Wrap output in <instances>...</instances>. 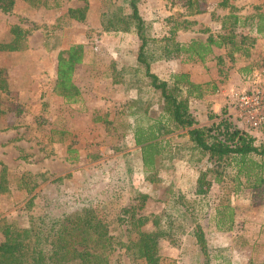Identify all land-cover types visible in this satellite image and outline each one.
I'll list each match as a JSON object with an SVG mask.
<instances>
[{
	"label": "rangeland",
	"instance_id": "rangeland-1",
	"mask_svg": "<svg viewBox=\"0 0 264 264\" xmlns=\"http://www.w3.org/2000/svg\"><path fill=\"white\" fill-rule=\"evenodd\" d=\"M115 1L47 0V5L34 6L17 0L12 11L0 9V40L12 38L15 24L23 27L28 37L25 48L0 51V174L6 165L10 190L0 193V241L4 239L1 225L15 222L28 226L30 215L41 211L40 189L51 178L64 177L68 201L73 203L83 194V179L93 167L105 170L103 181H109L111 175L127 177L124 153L128 152L133 173L127 177L130 193L124 196L123 205L134 207L139 214L160 215V227L170 222V237L161 239L158 250L166 262L264 264V182L254 188L243 182L241 175L238 183L236 166L228 167L222 182L209 176L207 192L198 194L199 170L208 164L186 146L188 135H175L172 142L181 148L162 158L155 181L145 178L142 153L130 132L132 117L127 111L136 88L120 72L124 65L137 62V34L107 31L101 24L102 12ZM187 1L141 0L140 10L150 27L160 32L166 29L165 17L183 14ZM233 1L243 11L253 4L250 0ZM257 1L261 2H254V6L264 3ZM76 43H82L85 50L84 60L74 72L82 97L71 103L55 90L57 56L61 49ZM258 49L260 57L253 70L264 68V40ZM153 69L169 77L166 64L158 62ZM161 108L157 101L150 113L157 117ZM257 142L264 143V137ZM33 196L34 203H29ZM221 200H229L235 208L230 230H221L216 224V207ZM198 223L206 233L208 257L200 251L193 234ZM110 229L117 240V264H134L121 244L132 235L127 225L115 218Z\"/></svg>",
	"mask_w": 264,
	"mask_h": 264
},
{
	"label": "trees",
	"instance_id": "trees-1",
	"mask_svg": "<svg viewBox=\"0 0 264 264\" xmlns=\"http://www.w3.org/2000/svg\"><path fill=\"white\" fill-rule=\"evenodd\" d=\"M25 1L34 6L47 5V0ZM16 2L0 0V9L10 12ZM140 2L115 1L102 12L101 24L107 31L125 30L137 34V62L124 65L120 72L127 75L129 85L136 88L127 111L128 116L132 117L130 132L142 153L145 178L155 181L160 175L162 158L181 148L173 144L172 138L175 135H188L190 142L186 146L199 153V160L206 159L208 164V167L199 170L198 194L207 192L205 183L209 176L216 182H222L226 169L234 166L238 183L242 182L243 175V182L248 186L259 187L264 182V143L258 144L259 139L253 132L240 127L232 115H227L226 110L211 124L199 125L193 115L191 97L203 96L207 92V85L191 80L189 73L184 71L174 73L172 79H166L153 71L152 67L154 62L170 59L183 51L188 52L190 57L204 59L212 50V44L221 47L231 44L233 49L248 54L255 38L240 33L237 28L247 25L250 30L263 33L264 12L251 16L252 23L247 18L241 22L242 17L235 12L230 0H221V5L233 8L223 17L224 31H221V35L210 36L207 43L194 41L186 46L177 39V31L186 25V20L181 21L174 14L167 15L164 19L167 29L158 33L143 17ZM189 4V9H192L195 0H189ZM85 9H81V12ZM11 33V39L0 40V51L19 50L27 46V31L23 27L15 24ZM84 54L82 43L72 44L58 52L55 90L67 102L81 100L82 91L73 77L76 65L84 60ZM157 101L162 104V112L154 117L150 108ZM54 132L63 134L62 130ZM124 154L127 177H130L133 173L131 154ZM6 171L3 164L0 193L10 191ZM103 172L102 167L87 170L82 183L84 192L73 203L68 201L64 177L51 178L40 189L42 209L38 214L30 215L28 226H19L15 222L1 225L4 239L0 241V264H117L118 254L114 253L117 240L110 229L115 218L127 225L132 234L121 244L134 264H170L158 252L161 239L170 237V222L167 227H160V215L139 214L134 207L123 205L124 196L130 193L129 179L111 175L109 181H103ZM141 196L145 198L146 194ZM33 198L29 203H34ZM215 219L219 229H232L235 208L229 200H221L217 205ZM152 225L155 227L152 228ZM193 234L200 251L208 257L206 233L200 223L196 224ZM47 246L50 251L46 250Z\"/></svg>",
	"mask_w": 264,
	"mask_h": 264
},
{
	"label": "crops",
	"instance_id": "crops-1",
	"mask_svg": "<svg viewBox=\"0 0 264 264\" xmlns=\"http://www.w3.org/2000/svg\"><path fill=\"white\" fill-rule=\"evenodd\" d=\"M252 1L253 4L247 5L248 9L243 11L239 4L230 0V3L235 6V12L240 18L242 17L241 22H243L244 18H247L252 23V20H250L251 16L264 12V3L254 6L255 3L261 1L250 0V2ZM189 5L188 0L185 3L183 14H174L181 21L186 20V25L179 27L177 31V39L186 46H189L194 41L207 43L210 36H220L221 31H224L222 28L223 17L233 11L231 6L221 5V0H195L192 9H189ZM221 10L223 11L221 12ZM165 27L167 29L166 25ZM243 27L244 29L242 30ZM163 31L161 30L158 33ZM237 31L249 34L255 38V42L249 46L248 54H245L242 50L233 49L231 44H224L222 47L221 45L212 44V50L207 53L204 59H199L198 56L190 57L188 52L183 51L170 59L159 60L153 64L155 65L158 62L166 64L170 73L169 77L163 78L172 79L174 73L184 71L189 73L191 80L207 85V92L203 96L191 97L192 111L195 109L194 113L199 125H209L219 118L222 111L227 109L229 87L238 85L243 74L251 71L255 67L254 63L260 57L259 52L261 49H258V44L264 40V32L257 33L255 30H250L247 25L238 27ZM261 52L262 56H264V51L262 50Z\"/></svg>",
	"mask_w": 264,
	"mask_h": 264
},
{
	"label": "built area",
	"instance_id": "built-area-1",
	"mask_svg": "<svg viewBox=\"0 0 264 264\" xmlns=\"http://www.w3.org/2000/svg\"><path fill=\"white\" fill-rule=\"evenodd\" d=\"M227 99V115L258 139L264 137V68L254 69L238 85L229 87Z\"/></svg>",
	"mask_w": 264,
	"mask_h": 264
}]
</instances>
